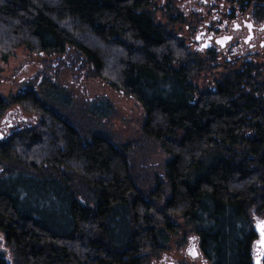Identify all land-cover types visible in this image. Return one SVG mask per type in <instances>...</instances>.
Instances as JSON below:
<instances>
[{"label":"trees","instance_id":"1","mask_svg":"<svg viewBox=\"0 0 264 264\" xmlns=\"http://www.w3.org/2000/svg\"><path fill=\"white\" fill-rule=\"evenodd\" d=\"M232 1L264 15V0ZM181 2L0 0V58L72 49L138 100L144 133L170 154L165 183L145 195L129 143L84 133L34 89L0 96V129L11 103L33 116L0 133V264H149L180 232L197 233L214 264H251L264 219V57L193 50Z\"/></svg>","mask_w":264,"mask_h":264},{"label":"rangeland","instance_id":"2","mask_svg":"<svg viewBox=\"0 0 264 264\" xmlns=\"http://www.w3.org/2000/svg\"><path fill=\"white\" fill-rule=\"evenodd\" d=\"M181 7L186 10L182 4ZM29 88L45 100L55 102L47 104L84 133L100 132L115 143H129L131 174L145 195L159 182L165 183L164 169L170 154L144 133V111L138 100L93 76L90 67L72 49L61 54H47L29 53L20 47L8 57L0 58V96L6 101L12 100ZM32 118V114L23 111L19 104L11 103L0 129L1 135L29 123ZM74 184L76 191H80L79 182ZM174 222L180 223L181 219L176 217ZM181 236L182 233L172 236L163 248L174 255L173 249ZM1 248L8 257L5 244L2 243Z\"/></svg>","mask_w":264,"mask_h":264},{"label":"flooded vegetation","instance_id":"3","mask_svg":"<svg viewBox=\"0 0 264 264\" xmlns=\"http://www.w3.org/2000/svg\"><path fill=\"white\" fill-rule=\"evenodd\" d=\"M181 4L186 7L187 16L179 34L193 50L229 60L248 61L264 56V15L253 8L254 5L232 0H182ZM190 15L198 16V20H192ZM176 16L172 18L176 19ZM258 219L263 218H256L253 222L257 238L252 245L251 264H264V241L263 244L257 243L259 233L255 222ZM190 233L192 235L185 233L189 234L187 237L182 233L179 238L173 249L177 256L169 254L167 248H163L165 244H159V253L150 259L149 264H214L201 249L197 233Z\"/></svg>","mask_w":264,"mask_h":264},{"label":"water","instance_id":"4","mask_svg":"<svg viewBox=\"0 0 264 264\" xmlns=\"http://www.w3.org/2000/svg\"><path fill=\"white\" fill-rule=\"evenodd\" d=\"M261 224H264V219H258L255 222V228L259 233V240L257 242L258 244H263V241H264V230L261 229L260 227Z\"/></svg>","mask_w":264,"mask_h":264},{"label":"snow or ice","instance_id":"5","mask_svg":"<svg viewBox=\"0 0 264 264\" xmlns=\"http://www.w3.org/2000/svg\"><path fill=\"white\" fill-rule=\"evenodd\" d=\"M260 227L262 230H264V224H261ZM193 254H195V253H193Z\"/></svg>","mask_w":264,"mask_h":264}]
</instances>
